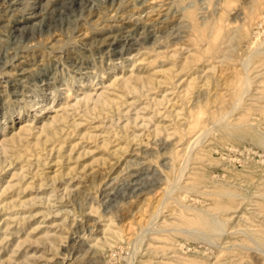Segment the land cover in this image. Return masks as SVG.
Instances as JSON below:
<instances>
[{
    "label": "rangeland",
    "instance_id": "obj_1",
    "mask_svg": "<svg viewBox=\"0 0 264 264\" xmlns=\"http://www.w3.org/2000/svg\"><path fill=\"white\" fill-rule=\"evenodd\" d=\"M262 42L264 0H0V264H264V147L219 124L264 137Z\"/></svg>",
    "mask_w": 264,
    "mask_h": 264
},
{
    "label": "bare ground",
    "instance_id": "obj_2",
    "mask_svg": "<svg viewBox=\"0 0 264 264\" xmlns=\"http://www.w3.org/2000/svg\"><path fill=\"white\" fill-rule=\"evenodd\" d=\"M249 20V19H248ZM247 20V21H248ZM263 20V19H262ZM248 24V23H247ZM250 24V23H249ZM251 26V25H250ZM245 27V26H244ZM247 28V27H246ZM245 28V29H246ZM248 29H250V28H248ZM247 29V30H248ZM242 32H243V30H242ZM244 33V32H243ZM242 33V34H243ZM248 33V32H247ZM252 36V35H251ZM254 36V35H253ZM252 36V37H253ZM244 37V36H243ZM256 37V36H255ZM245 38H246V36H245ZM247 39V38H246ZM255 40V39H254ZM250 42H251V40H250ZM255 44V43H254ZM256 45V44H255ZM261 45H264V42H262V43H260V45H256L255 46V49L256 48H258V47H260ZM263 47V46H262ZM259 51V50H258ZM257 53V52H256ZM257 54H262V55H264V49H260V51H259V53H257ZM259 56V55H258ZM246 88V87H245ZM244 90V89H243ZM245 91V90H244ZM243 93H245V92H243ZM259 97V96H258ZM263 97V96H262ZM261 97V98H262ZM236 103V104H235ZM235 103H233V105L232 106H235V108H236V106L238 107V103H237V101H235ZM240 105V104H239ZM260 108H261V106H259ZM263 107V106H262ZM229 108H231V107H229ZM232 109H234L233 107H232ZM247 110V109H246ZM230 111H231V109H230ZM230 111H229V114H230ZM264 111V110H263ZM233 112H235V111H233ZM245 113V111H242V113ZM241 113V114H242ZM247 113V112H246ZM245 113V114H246ZM264 113V112H263ZM263 113L261 112V114L263 115ZM196 114H198V113H196ZM226 114V113H225ZM232 114V113H231ZM240 114V115H241ZM245 114H242L240 117H238L236 120H237V123L235 122V123H233V124H231V122H230V124L228 123V121H226V122H223L222 121V119H220V121L221 122H219V124L221 125V127H222V130H221V132H222V134H224L225 135V133H226V135H231L229 132H228V130H230V129H235L236 131L234 132L235 133V136H236V138H239V139H246V138H248V139H250V140H252L255 144H257V145H259L260 147H264V137L262 136V134L260 133V131H258L259 129L257 128V127H255V129L254 128H250V127H248V126H250L251 125V123H250V125H249V123H247V120H248V116H247V114H246V116H244ZM195 115V114H194ZM200 115V114H199ZM218 115V117H222V116H220L219 114H217ZM221 115H223V114H221ZM197 116V115H196ZM225 117H226V115H224ZM210 117H211V115H210ZM255 117V116H254ZM198 118V117H197ZM240 118V119H239ZM246 118H247V120H246ZM192 119H195V117L193 118L192 117ZM216 119V118H215ZM219 119H217V120H219ZM226 119V118H225ZM230 119V118H229ZM252 120V119H251ZM194 122H196L195 120H193ZM200 121V120H199ZM249 121V120H248ZM191 122V121H190ZM193 122V123H194ZM198 122V121H197ZM197 122H196V124H197ZM202 122V121H201ZM215 122V121H214ZM217 122V121H216ZM250 122V121H249ZM192 124V123H191ZM201 123L199 122L198 123V125H200ZM253 125H254V123H252ZM189 125V124H188ZM193 125V124H192ZM219 125V126H220ZM194 126H195V124H194ZM252 126V125H251ZM193 127V126H192ZM247 127V128H246ZM253 127V126H252ZM197 128V127H196ZM218 128H220V127H218ZM256 129H258V130H256ZM191 130V129H190ZM220 132V131H219ZM221 132L219 133V134H221ZM262 132V131H261ZM223 136V135H222ZM231 136H233V135H231ZM227 137V136H226ZM229 137V136H228ZM227 137V138H228ZM224 138H225V136H224ZM223 138V139H224ZM231 139H232V137H230ZM229 138V139H230ZM226 139V138H225ZM231 139H230V141H231ZM227 141H228V139H226ZM234 140H235V138H234ZM236 141H240V140H236ZM248 168H250V167H248ZM231 174H232V172H231ZM236 175V174H235ZM201 179H203V178H201ZM201 179H196L195 181L197 182V181H200ZM204 180V179H203ZM201 182V181H200ZM199 183V182H198ZM198 183H196V185L197 186H199L198 185ZM203 183V182H202ZM224 184H225V182H223ZM229 183V182H228ZM190 184V183H189ZM191 184H193L192 182H191ZM190 184V185H191ZM194 184H195V182H194ZM221 184V183H220ZM218 185V186H222V184L221 185ZM231 184V183H230ZM233 184V183H232ZM231 184V185H232ZM190 185L188 186V188L190 187ZM196 185H195V187H196ZM212 185L213 186H215L213 183H212ZM212 185H210V188H211V186ZM226 185H227V183H226ZM264 185V184H263ZM186 186V185H185ZM193 185H191V187H192ZM218 186H217V188H218ZM235 186V185H234ZM233 186V187H234ZM194 187V189L196 190V188ZM206 187V186H205ZM229 187H232V186H229ZM193 188V187H192ZM209 188V189H210ZM213 189H216V188H214V187H212ZM236 188V187H235ZM212 189V190H213ZM232 189V188H231ZM231 189H229V190H231ZM205 190H207L208 191V189H204V191ZM228 189H226V188H224V187H222V188H218V190L215 192L214 190V192H212V193H214L215 195H219L220 197H226V196H230L231 197V195L232 194H234V192L231 194V192L229 191ZM236 190V192H238V190L237 189H235ZM210 191H211V189H210ZM201 192V191H200ZM206 192V191H205ZM202 193V192H201ZM208 193V192H207ZM210 193V192H209ZM239 193H240V191H239ZM204 194V193H203ZM231 194V195H230ZM207 195V194H206ZM239 195V194H238ZM237 195V196H238ZM236 196V194H235V197H237ZM233 197V196H232ZM227 198V197H226ZM234 198V197H233ZM233 198H232V200H233ZM251 198V197H250ZM227 200V199H226ZM220 201H221V199H220ZM197 202V201H196ZM217 202V201H216ZM223 202V201H222ZM214 204V203H213ZM225 204H227V203H225ZM224 204V206L225 207H227L226 205ZM217 205V204H216ZM222 205V204H221ZM221 205H220V207H221ZM201 206H203V205H201ZM223 206V207H224ZM193 208H194V206H192ZM212 207V206H211ZM214 207V206H213ZM224 207V208H225ZM186 208V207H185ZM213 209V208H212ZM212 209H210V207H209V209H201V208H199V209H197V212L194 214V220H190V222H189V224H190V226L186 229L185 228V226H184V228L185 229H183V228H181V227H178V229L180 228V231H182V232H184V233H186V234H192L191 232H193V233H199V232H204V233H206L207 235H209V236H211V237H214V236H216L217 235V233H219V231H221V229L223 228V223L221 222V220H219L220 218H218L217 216H216V214L214 213V209L212 210ZM229 208H225V210H228ZM224 210V211H225ZM219 211H221V210H219ZM223 211V210H222ZM189 218V217H188ZM153 219V218H152ZM185 223V222H184ZM188 223V222H187ZM172 229H176L177 228V226H176V228H175V226L174 227H171ZM248 228V227H247ZM259 228V227H258ZM262 228V227H261ZM261 228H259V230H261ZM178 229H176V230H178ZM249 230V229H248ZM169 231V230H168ZM179 231V230H178ZM177 231V232H178ZM179 231V232H180ZM243 231V230H242ZM178 232V233H179ZM182 232H180L181 234H183V235H185L184 233H182ZM222 232V231H221ZM254 232H257V231H254ZM259 232H261V231H259ZM113 234H115V232H113ZM255 234V233H254ZM260 234V233H259ZM262 234V233H261ZM260 234V235H261ZM205 235V234H204ZM219 235V234H218ZM258 236V235H257ZM256 237V236H255ZM261 243V242H260ZM259 243V244H260ZM263 248H264V246H263V244L261 245ZM180 247V246H179ZM243 249V248H242ZM157 250V249H156ZM230 250V249H229ZM249 250V249H248ZM195 251V250H194ZM261 252V251H260ZM174 253V252H173ZM182 258V257H181ZM184 258V257H183ZM180 260V259H179ZM185 262H186V260H185ZM207 264V263H206Z\"/></svg>",
    "mask_w": 264,
    "mask_h": 264
}]
</instances>
